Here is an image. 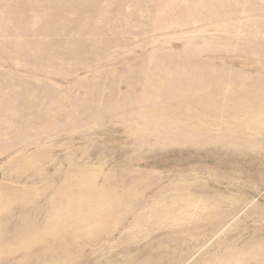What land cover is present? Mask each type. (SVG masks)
Wrapping results in <instances>:
<instances>
[{
  "label": "rangeland",
  "instance_id": "374dc122",
  "mask_svg": "<svg viewBox=\"0 0 264 264\" xmlns=\"http://www.w3.org/2000/svg\"><path fill=\"white\" fill-rule=\"evenodd\" d=\"M204 2L209 1L0 0V154L8 152L0 155V181L8 182L5 168L13 156L54 148L50 155L37 156L49 162L43 171H32L29 177L22 171L18 174L23 179L40 178L51 186L39 200L45 213L36 219L39 227L48 224L52 232L40 230L41 239L32 253L18 251L7 259L0 256V264H127L124 260L136 250L126 257L130 251H112L111 246L136 226L137 218L130 217L123 229L91 245L90 229L80 224L85 215L75 212L73 199L61 192L66 185L91 176L93 187L101 191L88 203L131 201L125 189L147 186L149 192L137 201L209 203L212 196L208 193L217 191L235 195L224 196L227 200L247 196L248 202L186 264H193L227 234L239 244L251 238L264 241V218L258 219L251 210L254 204L264 205V184L258 177L264 157L256 155L252 162L254 155L226 153L217 146L219 141L212 145L211 140L172 128L170 133L134 135L122 120L134 111L144 128L150 124L169 129L164 121L151 124L148 118L144 120L146 107L135 102L144 91L187 87L167 84L173 79L201 82L207 69L235 81L254 83L264 76V0H243L240 8H247L240 13L237 5L224 10L204 7ZM208 14L214 18L205 19ZM158 74L164 84L142 85L158 79ZM124 102L118 109L123 111H114L117 103ZM35 181L37 190H42L44 182ZM107 191L119 195L103 196ZM84 194L89 192L79 195ZM66 201L73 205L72 212L47 216L51 202H59L57 210H63ZM21 222L19 215L5 220L0 246L15 247L27 240L16 237ZM161 232L162 228L157 235L151 234L148 244L154 247L144 245L136 251L138 261L145 258L141 251L166 250ZM43 243L51 248L46 256L40 252ZM65 252L74 255L70 263ZM27 255L33 257L26 259Z\"/></svg>",
  "mask_w": 264,
  "mask_h": 264
},
{
  "label": "bare ground",
  "instance_id": "6f19581e",
  "mask_svg": "<svg viewBox=\"0 0 264 264\" xmlns=\"http://www.w3.org/2000/svg\"><path fill=\"white\" fill-rule=\"evenodd\" d=\"M191 1L194 3L200 0ZM208 1L204 2V7L207 4L212 8L216 6L227 10L237 5L239 6L237 10L239 13L240 10L242 12L243 9L247 8L246 6L240 8L243 0H237L235 3L231 2V0ZM195 10L197 11L199 8L195 7ZM213 18L214 15L210 18V14H208L205 19L212 20ZM262 30H264V27ZM206 68L208 67L205 66ZM187 71L197 74L196 69L188 68ZM204 74V79L201 82L198 80L193 82L195 85L173 79L167 81V84H185L187 87L178 86L179 89L177 90L161 89L144 91V94L142 92L138 94L135 103L145 105L144 114L146 117L144 120L148 118V122L151 124H155L157 121H164L169 126V129L167 127V130L165 127L155 129L150 124L144 128L140 124V120H136L135 112L133 111L127 113L122 119L128 123L127 132L144 136L149 131L151 133H170L173 129L177 133H187L202 137L205 140H211L212 145H216L215 141H219L217 146L226 153L234 152L247 156L254 155L252 162L256 161L254 160L256 155L264 157V76H261L259 81L253 83V81L247 80L235 81L234 77L224 75V73L219 74L212 70L209 71V69H207L208 75L205 72ZM159 76L161 77L162 75L158 74L156 76L158 79L154 77V79H149L148 82L147 80L146 82L143 81L142 85H148V83L150 85L152 82H166L160 79ZM135 92L137 91H131L130 93L133 94ZM147 94L150 96L148 97ZM243 100H246V102ZM124 104L125 102L120 105L117 103L114 111H123L124 109H118ZM53 150V147L47 146L40 148L36 155L27 152L15 155L6 165L5 169L9 173L8 182L4 185L0 181V234L7 227L5 220L10 221L12 217L19 215L22 226L18 231L20 234L16 237H26L27 240L15 247L1 245L0 256L3 259L15 255L18 251L27 250L28 254L32 253L34 245L39 244L36 241L41 239L39 238L41 237L39 231L43 229L44 231L42 232L45 234L52 232L48 224H45L42 228L39 227L40 225L37 224L36 219V217L45 213L43 202L39 200L48 190H52L51 186L40 178L23 179L18 174L22 171L29 177L32 171L37 173L43 171V168L49 162H43L38 157L47 156V153L50 155ZM11 151L9 152L10 155ZM2 154L6 156L8 152L4 150L0 155ZM259 169L258 177L261 176L260 182L264 184V164H261ZM35 180L44 182L42 190H37ZM94 180L91 176L84 181H74L73 184L63 187L61 191L66 192L71 197L68 200L73 199L71 203L75 205V212L85 215L80 224H85L90 229L88 235L91 245L99 243L98 239L105 234L108 236L114 235L116 230L123 229L124 221L135 216L137 218L136 226H131L127 235L120 242L111 246L112 251L123 248L125 251H130L126 257L132 256L131 251H137L144 245L143 248L154 247L149 245L148 241L151 234L157 235V231L162 228V232L159 235L162 236V247L166 248V250L163 253L155 254L153 251H147L146 253L141 251L142 256L145 257L142 261L136 259V251L135 255L130 257L128 261L127 258L124 260L123 254L121 256L122 261L124 260L123 263L127 264H186L190 262L194 254L221 231L230 217L239 212L240 208L249 199L247 196H242L239 199L227 200L224 199L226 196L235 195H227L225 192L217 191L208 193L216 198L211 197L212 201L209 203L187 202L184 200L172 203L137 201L136 198L142 197L149 192L148 189L150 187L147 186L125 189L127 197L134 199L131 201L115 202L112 200L113 202L94 201V203H88V199L96 198L101 191L98 187H93L92 183L95 182ZM52 181L56 182L55 179H52ZM86 191L92 196L79 195ZM102 191L106 190L102 189ZM6 192H9L10 195ZM112 192L108 193L107 191L102 194L107 197H117L119 195ZM194 192L187 191L186 193L193 196L195 195ZM218 199H220V202H218ZM58 203L51 202L46 213L47 216H62L65 212H72L73 205L69 201L63 204V208L65 207L63 210H57ZM251 210L258 219L264 218V205L254 204ZM31 211L35 215H32ZM233 229L238 231V225H235ZM231 238L227 234L219 239L213 247L200 255L193 264H264V241L251 238L248 242L239 244L238 241H232ZM225 247L227 252L213 254ZM40 249L43 256L50 254L51 248L45 243ZM64 251L70 250L65 249ZM66 252V262L70 263V260L74 259V255L72 253H67L66 255ZM32 257L33 255H27L25 258L31 259Z\"/></svg>",
  "mask_w": 264,
  "mask_h": 264
}]
</instances>
